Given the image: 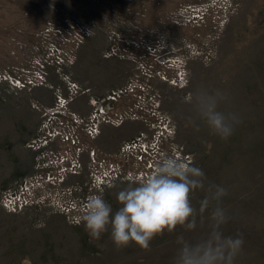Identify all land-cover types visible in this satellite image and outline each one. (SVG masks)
<instances>
[{
  "label": "rangeland",
  "instance_id": "1",
  "mask_svg": "<svg viewBox=\"0 0 264 264\" xmlns=\"http://www.w3.org/2000/svg\"><path fill=\"white\" fill-rule=\"evenodd\" d=\"M77 23L88 28L78 42ZM4 72L32 82L0 77V264H173L178 237L208 233L207 212L195 230L165 231L148 249L94 240L81 221L91 195L103 190L115 209L119 187L166 153L227 190L222 231L244 240L235 264H264V0H0ZM68 79L80 91L62 105ZM196 86L227 94L240 121L229 139L189 120L181 100ZM119 90L127 95L114 98ZM104 92L113 120L91 137ZM61 110L84 130L45 141V120ZM9 196L28 203L12 210Z\"/></svg>",
  "mask_w": 264,
  "mask_h": 264
},
{
  "label": "clouds",
  "instance_id": "2",
  "mask_svg": "<svg viewBox=\"0 0 264 264\" xmlns=\"http://www.w3.org/2000/svg\"><path fill=\"white\" fill-rule=\"evenodd\" d=\"M181 105L189 110V120L197 131L206 128L222 140L229 139L240 122L228 106L227 94L219 89L196 86L182 98ZM198 190L204 192L199 208L192 203ZM227 194L224 187L207 182L204 171L192 161L166 153L150 172L139 178L133 176L119 187L115 209L103 190L91 195L81 221L94 240L108 234L118 250L131 244L148 249L150 241L165 231L173 232L177 227L195 230L207 212L208 233L195 241L178 237L173 264H235L244 240L222 231L230 219L222 206Z\"/></svg>",
  "mask_w": 264,
  "mask_h": 264
},
{
  "label": "built area",
  "instance_id": "3",
  "mask_svg": "<svg viewBox=\"0 0 264 264\" xmlns=\"http://www.w3.org/2000/svg\"><path fill=\"white\" fill-rule=\"evenodd\" d=\"M72 28H73L72 30H76L75 32L78 35H77L76 38H74V35L72 37L73 31H71V37L70 38H72V40L73 41H76V42L80 41L81 40V36H83V34H85V33L88 32V28H86L82 24H78L77 23L75 25H72ZM57 62L60 63L61 62V59H58ZM43 76L44 75H41L42 82H44V80H46L45 77H43ZM0 77L3 78V79H5V80H9V81L15 82V83H17L19 85H22V86H26L27 83L31 84V82H32V80H30V79L29 80H25V81H21L19 79H14L13 76H12V74L10 72L1 73L0 74ZM67 87H68V90H69V95H67V96H69V97H62L61 94H60V93H62L61 90H58V93H57L59 103H61L62 105H65V102L67 103L70 100H72V98H73V95L72 94L80 91V87H79L78 83L76 81H74V80L68 79L67 80ZM120 92H122V90H119L117 92H114V96L113 97L116 98V96ZM101 103L102 104L100 105L101 107H100L99 110H101L100 111V115L102 117H100V115L97 114V113L96 114L99 115V117H97L96 114H94V116H92V118H90L91 119V122L88 123L86 125V128H85V132L87 134H89L91 137L94 136V134H96L95 132L98 130V124H100L103 121L111 122L113 120L111 118V115H110L109 112H110L111 109H113L114 102H112V104H111V102L110 103L108 102L106 104V99H104V100L101 101ZM61 111H62V113L59 112V113H56V114H55V112H53V114H55V115L52 118L48 114L49 112L46 113L47 115H49V117H48V119L45 120V122H44L43 125H44V128L47 130V132H46V134H44L42 136L43 137L42 139H44L45 141L52 140V139L57 138V137H61L60 138L61 140L62 139L63 140H69L70 138H72L73 140L74 139H78V135H79L80 131L84 130V129H82L84 127L83 126V123H84V120L83 119H81L80 117H78L73 112L68 111L69 113H67L64 110H61ZM102 113H104V114L102 115ZM107 116H109V117H107ZM67 127H70V129L69 128L66 129ZM164 129H167V127L159 128L158 129V134L159 135L164 134L165 133ZM127 145H128V148H129L130 147V143L127 144ZM155 148H156V146H155ZM143 149H144V151H149L150 152V150H148V148L146 147V145H144V148ZM140 150H142L141 147H140ZM137 156H139L142 159L143 158V152L140 153ZM66 169L68 171H70V169H68V167H66ZM25 188L27 190H30L31 191V188H30L29 185L28 186L26 185ZM7 199L10 202L9 207L12 210H20V209H22L28 203V200L27 199H25V200L18 199L16 201H14L15 199H13L12 196H9ZM32 200H30V201H32Z\"/></svg>",
  "mask_w": 264,
  "mask_h": 264
},
{
  "label": "flooded vegetation",
  "instance_id": "4",
  "mask_svg": "<svg viewBox=\"0 0 264 264\" xmlns=\"http://www.w3.org/2000/svg\"><path fill=\"white\" fill-rule=\"evenodd\" d=\"M105 94L103 95V97L102 98H105V99H107V98H110L111 96H110V93L111 92H104ZM127 92H120L117 96L118 97H120V98H122V96H126L127 94H126ZM103 94V93H102ZM118 108H119V106H118Z\"/></svg>",
  "mask_w": 264,
  "mask_h": 264
},
{
  "label": "crops",
  "instance_id": "5",
  "mask_svg": "<svg viewBox=\"0 0 264 264\" xmlns=\"http://www.w3.org/2000/svg\"><path fill=\"white\" fill-rule=\"evenodd\" d=\"M36 92H53V91L48 89V88H46V89L41 88V89L36 90Z\"/></svg>",
  "mask_w": 264,
  "mask_h": 264
}]
</instances>
